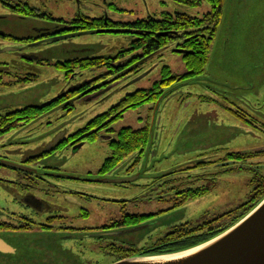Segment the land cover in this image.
Masks as SVG:
<instances>
[{"label":"rangeland","instance_id":"obj_1","mask_svg":"<svg viewBox=\"0 0 264 264\" xmlns=\"http://www.w3.org/2000/svg\"><path fill=\"white\" fill-rule=\"evenodd\" d=\"M22 1L28 2L32 7L43 4L46 9L43 11L52 13L57 19H69L78 15L103 18L107 15L112 21L124 24L147 19L150 15L161 17L164 12H185L202 18L211 11L207 0H203L199 7L173 0ZM223 1V16L204 75L175 84L157 105L130 109L124 118L113 125V131H109L110 127L102 130L97 142H87L77 152L64 149L41 163L32 165L26 162L34 161L33 156H41L50 144L85 128L91 120L117 106L129 94L152 88L161 81L163 66H169L178 76L187 73L182 54H179L176 46L170 45L140 64L137 72L106 85L91 98L76 101L72 111L67 112L61 107L51 115H43L32 127H24L18 132L13 131L1 137L0 155L6 156L10 163L26 166V170H23L28 173L49 164L59 168L53 174L64 172V175L68 173L96 179L104 162L111 155L109 141L117 140V134L123 128L141 130L148 125L152 136L144 152L134 153L109 175L104 176L105 179L120 180L133 175L137 176L136 181L122 187L113 183L100 185L103 184L100 182L95 184L92 192L110 200L127 199V212L145 214L171 206L170 203L159 201L161 197L168 199L165 195L167 189H148L146 186L147 183H152L154 177L176 180L166 182L165 185L182 180L190 189L207 190L205 194L191 198L184 205L167 209L165 213L150 218L145 222V229L128 237L137 235L136 238L141 241V236H145V239L154 236L147 244L150 248L175 225L191 222L188 228L203 229L195 234L197 236L231 226L240 218L237 216L234 219L235 212L244 204L255 200L256 193L264 191V130H261L264 125V0ZM44 24V18L26 16L21 11L15 13L0 4V32L10 33L13 38L27 36L32 28ZM47 25L53 26L54 23ZM134 40V36L128 32L93 31L65 37L50 45L27 47L14 40H11L12 43L0 44V48L6 47L2 49H5L4 52L0 51V62H7L6 57L11 55L15 67L24 66L31 70L29 73L35 76L33 79L37 78L25 89L6 90L3 83L11 80L6 76L11 71V65L0 64V72L6 70L0 74V103L15 107L40 104L69 91L74 85L95 81L104 76L107 70H77V75L72 80H67L65 70L59 69L57 64L76 58L115 57L130 49ZM3 41L0 38V42ZM13 52H18L20 58ZM138 54L142 52L134 53L123 64H127L129 59ZM27 57H37L42 61L36 63L31 60L28 63L26 61L30 59ZM113 77L108 76L106 80H113ZM239 108L253 115L257 121H246ZM229 153L249 155L236 164L201 165L208 158L219 163ZM252 153L259 155L250 159ZM18 175L14 170L1 167L0 202H8H2L0 210L12 208L13 196L6 180L16 179ZM201 175L209 180L200 181ZM261 185V189L258 188ZM52 193V190L46 192L49 203L54 208L58 206L66 211L71 217L69 224L76 229L68 234L58 228L62 223L58 220L54 223L56 228L53 230L36 229L35 232L26 234H1L16 251L13 254L0 252V264H112L121 258L117 252L119 249H114L112 256L110 252L113 251V246L110 248L106 247L108 243L100 244L98 237L101 234L90 232L89 229L112 220L113 216H121L120 208L123 203L102 198L91 202H81L77 198L73 201L65 195ZM43 196L45 197L44 194ZM255 203L256 201L249 203L250 207L245 212ZM83 209L89 211L90 215H82ZM128 237L124 236L119 240ZM116 247L118 245L114 248Z\"/></svg>","mask_w":264,"mask_h":264},{"label":"flooded vegetation","instance_id":"obj_2","mask_svg":"<svg viewBox=\"0 0 264 264\" xmlns=\"http://www.w3.org/2000/svg\"><path fill=\"white\" fill-rule=\"evenodd\" d=\"M0 4L3 5L4 7L9 8V10L16 12H27L28 6L30 5L28 2H24L22 0H0ZM31 6V5H30ZM32 7V6H31ZM37 9L36 14L32 17L38 18H44L45 23L44 26H40L38 28H32L30 34L24 37H14L11 36L12 34L10 33H4L0 32V38H3L4 41L0 42V44H5L7 43H12L11 40H14L15 42L19 41L21 43H24L28 47L30 46H39L41 44L44 45H50L52 42H58V40L65 38V36H71L74 32L71 30V22L75 20L77 17H72V18H64L60 17V19H57L53 17L52 13L44 12L43 10H46L43 4L41 6L37 5L36 7H32ZM29 16V15H28ZM107 20H111L110 17L107 15L103 16ZM49 23H54L53 26H49L47 24ZM6 48V47H3ZM3 48H0L1 52H4L2 50ZM11 50V49H8ZM17 54L18 52H13ZM20 54H17V57L20 58ZM8 59L7 62H0L1 65L7 66L11 65V71H8L6 73V76H9L11 80L6 81L3 83L4 87H7L6 90H18L19 88L25 89L27 88L32 82H34L36 79H33L32 77H35L32 75L31 70L26 69L24 66L21 67H15L13 65L14 61L12 56L10 55L9 58L8 56L6 57ZM25 58V57H24ZM28 58V57H27ZM10 59V60H9ZM15 59V58H14ZM30 59L29 61L27 60L26 62H30L31 60H34L33 62H41L42 59H38L37 57L35 58H28ZM37 60V61H36ZM6 70H3L0 72V74L5 73ZM99 83H95L93 87L88 89L87 93L85 92H79L80 90V85H74V87L70 88L67 93L69 94H74L68 101H61L57 102L56 105H53L54 99L47 101V102H42L40 104H24L20 106H13L12 104H2L0 105V138L10 134V132L13 131H20L24 127H32V124L40 119L43 115H51L55 113L58 109L63 107L66 109L67 112L72 111L75 109V102L78 100H85L88 98H91L95 96L98 92L101 90L98 89L95 91V86L98 85ZM81 93L85 95V97H82ZM2 96V95H1ZM67 102V103H66ZM37 109L41 113L38 115L36 118H31L29 115V112L31 110ZM28 111L26 114L22 115H17V113L20 111ZM241 112L244 113L245 120L250 122L251 121H257V118H255L253 115H250V113L246 112L245 110H242L239 108ZM249 118V119H248ZM259 121V120H258ZM263 124V123H262ZM7 128L10 129V131H7ZM81 130V129H80ZM261 130H264V125L261 127ZM79 130H77L75 133L70 134L69 136L65 138H61L58 141L54 142V144H50L47 146V148L44 150V153L41 154V156H33L34 161H26L28 163H41L44 161V159L48 157L55 156L56 153L63 151L64 149H69L72 151L77 152V150L81 149L87 142H92L89 138L91 134H93L96 130L92 131H87V133H82V134H77ZM97 142V141H95ZM110 142V141H109ZM264 153V151L262 152ZM262 153L259 152V154L262 155ZM231 155L230 153L219 163H216V161L213 160V158H208L206 161H202L201 165L207 167L208 164L216 166V164L221 165V166H226L224 164H236L239 161L231 159L230 161H227V158ZM226 159V160H225ZM7 161V157L0 155V169L1 167L4 168H9L10 170H14L17 172L19 175L16 179H11V180H6L8 183V189L12 193L11 196H13V205H11L12 208L6 209L3 208L0 210V235L1 234H26V233H32L35 232L36 229L42 230V231H47V230H53L56 227L54 226V223L57 222L58 220L61 221L62 223L58 226V228H61L64 230L66 233H71L73 229L75 230L76 227L69 224V220L71 217L66 214V211H63L62 208L58 207L54 208V205L50 204L47 197H46V192L48 190H52V194H61L65 195L69 198H71L73 201L78 199L81 202H84L85 200L88 202L94 201V199L100 200V198L106 200V201H115L118 204L121 205V210H122V215L120 216H113L110 219V221H105L102 222V224H98L96 226L91 227L89 229L90 232H98V234H101L100 237H98V240L100 241V244L102 243H108L106 247L113 246L112 250L110 253L113 256L114 255V249H119L117 252L119 256H121L120 259L116 260L121 261L125 258L128 257H134L136 255H147V254H157V250H161L160 246L158 243L161 242L164 238L168 237L169 234H172L179 226L182 225H189V223L185 224H179L175 225L173 227H170L166 234L165 237L158 240L157 243L154 244V246L157 244V246L153 247H147V244L151 242V239L154 236H148L145 239V236H141L140 240L138 241L137 235L135 237H128L129 235H135V232H137L140 229H145V226L147 225V222L150 218L156 217V215H159L161 213H165L167 209H174L177 208L178 206L186 204L184 202V195L187 193L190 188L185 185V182L180 180L176 184H169L165 185V183L173 182L176 180H170V179H160L161 177H154V180H151L152 183L146 184L148 189H155L156 187H163L162 189H167L168 191L166 192V196H168V199L165 200L164 197H161L159 200L160 202H165V203H170L171 206L167 207L166 209H160L156 212H150V213H129L126 211L127 209V204L129 203L127 199H122V200H110L104 197H101L97 195L96 193L92 192L93 187L95 184L97 185L100 182H103L104 185L107 184V182L102 181V178H104L105 174L99 171V176L103 177H97L96 180L95 177L93 179L89 178H75V177H69L66 174L64 175V172L62 173H56L53 174L54 170H59L58 167H53L50 166L49 164H44L40 168H38L34 173H28L26 171H22L21 169H17L14 167L7 166L4 164V162ZM23 161V163H24ZM242 161V160H241ZM240 161V162H241ZM57 177L56 179H50V177ZM203 175L200 176V181L201 180H209V178H203ZM135 176H128L125 177L126 179H130ZM123 178V179H125ZM89 179V180H88ZM95 179V180H94ZM137 179V176L132 180V182H135ZM30 180V181H29ZM93 180V181H90ZM121 180V179H120ZM165 180V181H164ZM96 181V182H95ZM98 181V182H97ZM80 182V183H78ZM132 182L129 183H113L116 184L117 186H127L131 184ZM78 183V184H76ZM111 183H108L109 185ZM72 187H70V186ZM165 185V186H164ZM69 186V187H68ZM15 189V190H13ZM200 189V188H198ZM196 189V190H198ZM155 191V190H153ZM50 193V192H49ZM45 195V197L43 196ZM115 199V198H114ZM2 202H8L2 201ZM0 202V205L1 203ZM75 204V203H74ZM81 205V204H80ZM157 207V206H156ZM56 209H58L56 211ZM82 215L84 216H89L90 213L87 210H82ZM237 216H234V219ZM239 217V216H238ZM109 219V218H108ZM57 228V229H58ZM138 229V230H135ZM135 230L134 232H126L125 231H131ZM124 233V234H123ZM141 235V234H140ZM124 236L128 237V239L124 240H119V238H124ZM145 239V240H143ZM0 240L4 242V246L8 245L10 246V243L5 239L0 236ZM175 245L177 243H174ZM114 248L115 246H117ZM127 246V247H126ZM10 251L5 252L3 254H13L16 250L10 246ZM149 248V249H146ZM146 249V250H144ZM2 253V252H1ZM114 263V262H113ZM112 263V264H113Z\"/></svg>","mask_w":264,"mask_h":264},{"label":"trees","instance_id":"obj_3","mask_svg":"<svg viewBox=\"0 0 264 264\" xmlns=\"http://www.w3.org/2000/svg\"><path fill=\"white\" fill-rule=\"evenodd\" d=\"M176 3L185 4L188 6L199 7L203 4V0H173ZM210 2L211 11L203 15L202 18L194 17L191 14L185 12L179 13H162L161 17H155L150 15L147 19H139L133 23H120L118 21L107 20L103 18H88L84 15H78L74 21L71 22V30L73 34L71 36L82 35L93 31H110V32H128L131 33L135 40L132 43L130 49L120 52L115 57H94L83 59H72L67 62L58 63L59 69H64L67 74V80H72L77 75L76 71H95L107 70L106 74L95 81L85 82L80 85L79 92L87 93L88 89L93 87L95 83H99L95 86V91L103 89L106 85L111 84L119 79H124L130 73L137 72L139 65L143 64L149 58L153 57L159 51L172 46L177 47V51H180L182 58L184 59L185 66L188 70L187 73L182 76H178L173 72L169 66L162 67L161 81L153 85L149 90H139L135 93L129 94L126 98L121 100L117 106L112 107L106 113L98 115L97 118L91 120L86 124L85 128H82L77 134L87 133V131L96 130L89 136L92 142L98 140L102 130L110 127L109 131H113V125L118 123L130 109H139L141 106L158 104L162 98H164L168 90L177 83L183 82V80L193 79L194 77L204 75L206 71V65L210 59L211 49L213 47V41L216 37L218 27L220 25L223 16V0H207ZM190 4H189V3ZM115 9H118L114 6ZM26 16H34L36 14L35 8L28 6ZM65 36V37H71ZM141 51L142 54H138L127 61V64L123 62L133 55ZM108 76H114L113 80H106ZM104 80V81H102ZM102 81V82H101ZM76 94V93H74ZM74 94H68L63 92L58 98H55L53 105L57 102L68 101ZM82 97H85L81 93ZM67 103V102H66ZM28 111H20L17 115H24ZM40 111L37 109L31 110L29 115L30 120L40 115ZM151 120V119H150ZM149 120V121H150ZM106 123V124H105ZM11 129V128H10ZM7 128V131H10ZM112 133V132H110ZM150 127L147 125L141 130H136L132 127L123 128L117 134V140H111L109 147L111 148V155L104 162L101 167V172L109 174L114 169L118 168L122 162L129 159L134 153L139 152L142 154L148 143L151 140ZM227 161L231 159L241 161L246 158L245 153H230ZM253 154V153H252ZM250 156L255 157L259 154H253ZM264 182V180H263ZM262 185L258 188L261 189ZM259 189V190H260ZM207 189H190L185 193L183 199L184 202H188L191 198H197L199 195L206 193ZM255 198V197H253ZM264 198V191L262 193H256L255 206L259 201ZM248 202L241 206V208L235 212L236 216L242 218L254 207L247 211L250 207ZM239 220V219H238ZM233 224V223H232ZM232 226V225H231ZM228 227H224L218 231H211L208 234H195L199 233L203 229L201 227L194 229L188 225H182L177 228L172 234L164 238L158 244L162 246L157 250L158 253L175 252L183 249H188L192 246L199 245L205 241L210 240L225 231ZM192 236V237H191ZM174 243H177L176 245Z\"/></svg>","mask_w":264,"mask_h":264},{"label":"water","instance_id":"obj_4","mask_svg":"<svg viewBox=\"0 0 264 264\" xmlns=\"http://www.w3.org/2000/svg\"><path fill=\"white\" fill-rule=\"evenodd\" d=\"M178 52L181 54L180 51ZM4 164L11 168L26 170V166L22 167L8 161ZM68 176L81 178V176ZM134 178L121 180L102 178V181L122 184L132 182ZM253 207L233 226L199 245L163 254L136 255L113 264H264V198ZM10 248L8 245L4 246V242L0 240V252H8Z\"/></svg>","mask_w":264,"mask_h":264}]
</instances>
